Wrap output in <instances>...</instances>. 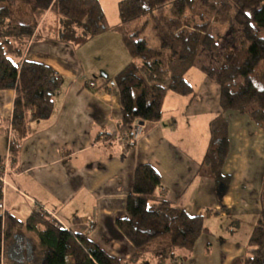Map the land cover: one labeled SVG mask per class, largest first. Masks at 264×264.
Wrapping results in <instances>:
<instances>
[{"label":"crops","instance_id":"crops-1","mask_svg":"<svg viewBox=\"0 0 264 264\" xmlns=\"http://www.w3.org/2000/svg\"><path fill=\"white\" fill-rule=\"evenodd\" d=\"M99 1L107 19L105 5ZM121 1L116 0L118 6ZM49 19L47 13L41 31H47ZM55 26L49 25V34L33 43L26 55L63 78L52 116L31 121L27 137L19 140L12 126L16 91L0 92L4 212L24 222L32 212L44 209L125 264L143 260L232 264L246 258L254 229L249 224L241 236L242 221H250L242 217L261 213L264 135L260 128L246 115L226 113L230 150L222 174L231 181L221 193L218 182L200 174L210 145V124L220 112L219 86L198 67L193 68L186 80L195 95L169 92L162 120L136 121L144 133L132 142L123 130L121 99L112 83L133 62L123 43L126 34L121 20L81 46L59 42L50 33ZM193 73L196 80L192 81ZM91 81L95 89L88 87ZM13 141L19 145L15 156L11 153ZM143 165L152 166L162 178L155 202L170 203L190 216L211 213L204 224L212 235L202 236L193 250L177 249L166 260L156 249L151 253V248L135 256L136 249L118 230L117 220L128 217L126 205L135 170ZM211 219L221 223L219 232L213 231Z\"/></svg>","mask_w":264,"mask_h":264},{"label":"trees","instance_id":"trees-1","mask_svg":"<svg viewBox=\"0 0 264 264\" xmlns=\"http://www.w3.org/2000/svg\"><path fill=\"white\" fill-rule=\"evenodd\" d=\"M13 1L0 0V92L16 91L12 126L22 140L28 135L31 121L52 116L55 98L63 85V78L51 67L24 55L39 19L47 13L55 14L61 19L57 40L74 46L84 45L108 31V26L99 0H34L30 3L33 24L12 18L10 6L5 3ZM207 16L214 22L236 26L239 38L220 49L216 37L209 32L212 19ZM119 17L125 26L146 20L139 32L123 36L133 62L112 81L120 95L123 130L129 139L136 121L162 120L169 92L195 95L186 74L204 64L205 52L213 53L218 70L206 65L201 69L219 86L220 112L210 124L211 140L200 174L218 182L224 193L231 181L222 174L230 150L226 113L246 115L264 132V0H123L119 3ZM150 23L159 49L141 38ZM18 150V143L13 141L12 155ZM161 185L162 178L152 166L135 170L126 205L128 217L116 222L118 230L136 249L135 256L155 245L166 260L177 249L191 251L202 236L212 235L204 224L211 213L190 216L170 203L155 202ZM3 195L0 179V204ZM260 202L261 213L249 240V254L232 264H264V188ZM22 229L38 237L43 252L39 264H125L40 208L24 222L0 209V264L5 245Z\"/></svg>","mask_w":264,"mask_h":264},{"label":"rangeland","instance_id":"rangeland-1","mask_svg":"<svg viewBox=\"0 0 264 264\" xmlns=\"http://www.w3.org/2000/svg\"><path fill=\"white\" fill-rule=\"evenodd\" d=\"M33 1L34 0H15L11 3L7 2V3H5V5H7L8 7L10 6L9 8L11 9L12 14H13L12 18H14L16 21H20V22L23 21V22H27L29 24H33L34 17H33V13H32V8L30 6V3ZM102 2L104 3L105 8L108 12V18L106 19L107 20L106 23H107V26L110 27L112 24H116L120 19L119 18V6L117 5L116 0H102ZM198 11L201 12L204 10L200 9ZM49 14L51 15V19H49L46 24L48 25V27H49V25H56L54 31H51L50 33H51V35L55 34L53 37L57 38L56 35L61 28V19L58 18L55 14H51V13H49ZM45 16H43L42 19H39V25H38L37 31H35L34 37L24 47V55L25 56L27 55L29 50L32 47H34L33 43L38 42L39 38H43V36H46V34H49L48 29H47L48 27L46 28L47 31H45V29L41 31V29H42L41 25L45 21L44 20ZM210 18L211 17L207 16V19H209V20L212 19L211 23H210L211 26L209 28V32L214 37H216V41L219 44L220 49H223L225 46L232 43V41L234 42L236 39L239 38L240 31L236 26L231 27L228 24L217 23V22L213 21V18H211V19ZM55 20H56V22H55ZM145 22H146V20L144 19L141 21H137V22H135L131 25H128V26L122 25L123 27H125L123 30V34H136L137 32H139L143 28ZM38 31H40V32H38ZM114 31L118 32V30H116V29ZM141 38H144L145 40H147L149 46H151L152 48H156V49L160 48L159 41L156 38V35H155V32L153 30V26L151 23L146 26L145 31L141 34ZM204 54H205V56L202 57L204 64H199L197 67L202 71V69H201L202 65H206L207 67H210V69H214V67H215L216 71H217L218 70L217 69L218 63L215 64V61L213 59V53L205 52ZM193 79L196 80V75L194 73L190 76V80L193 81ZM262 134L264 135L263 131H262ZM262 188H264V175H263V187ZM2 205L4 207L3 202H2ZM1 211L4 213L5 207L2 208ZM259 216L260 215L251 214V216L246 215V216L242 217V219L246 218L250 221L249 222L245 221L246 223H244L242 221V226H243L242 227V234L241 233H239V234H241V236L242 235L244 236L245 235L244 233L246 231H248L249 224H250V226H252L251 228L253 230L257 226ZM214 219L210 220V222H212V224H213V226H212L213 231L219 232L218 228H221V223H219L218 219L217 220H214ZM230 221H232V219H230L229 222ZM74 222H76V220ZM62 224H63V226L68 228V226H66V224H64L63 222H62ZM77 227H79V226H77ZM228 227L232 229V223H229ZM245 228H247V229L245 230ZM78 229L79 230L84 229L85 231L88 232V230L86 228L79 227ZM227 232L229 233V231H227ZM231 233L232 232H230V234H227V235L231 237L232 236ZM15 235L16 236H14V238H12V240L10 242H8V244L5 245V255H4L2 264H39L40 259L43 255V252L39 246V241H38L37 235L32 233V232L30 233L25 229H22L20 231H16ZM218 237H220V235ZM155 249H157V248L155 245H153V246H151V249H149V250L152 253V251H155ZM158 253L162 256L161 252H158ZM139 255H140V253H139ZM155 255H158V254H155ZM178 262L180 263L179 259H178ZM141 264H157V261L150 262V261L143 260V261H141Z\"/></svg>","mask_w":264,"mask_h":264},{"label":"built area","instance_id":"built-area-1","mask_svg":"<svg viewBox=\"0 0 264 264\" xmlns=\"http://www.w3.org/2000/svg\"><path fill=\"white\" fill-rule=\"evenodd\" d=\"M87 85L90 88H95L96 85L93 82H87ZM144 130H143V126L139 123V122H135L133 124L132 130H131V139L132 142H136L139 140V138H141L143 136ZM4 208L2 203L0 204V209Z\"/></svg>","mask_w":264,"mask_h":264}]
</instances>
